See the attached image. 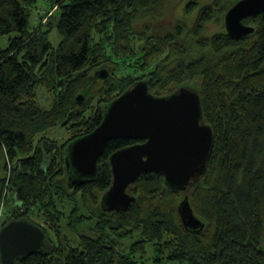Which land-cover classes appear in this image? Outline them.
<instances>
[{"label":"trees","instance_id":"16d2710c","mask_svg":"<svg viewBox=\"0 0 264 264\" xmlns=\"http://www.w3.org/2000/svg\"><path fill=\"white\" fill-rule=\"evenodd\" d=\"M158 1L51 0L55 13L44 25L34 10L46 0H0V38L8 37L0 47V199L8 206L1 228L24 220L45 236L43 249L17 264H143L148 246L155 264H264V12L243 20L254 28L246 37L204 38L205 24L240 1L215 0L197 9L191 29L179 22L159 34ZM140 81L157 97L196 92L213 150L187 192L145 174L128 188V211L105 212L109 157L134 142H108L95 179L73 187L66 147ZM39 91L53 96L50 108L38 103ZM59 126L73 135L61 145L47 137ZM186 195L201 230L182 226Z\"/></svg>","mask_w":264,"mask_h":264},{"label":"water","instance_id":"95a60500","mask_svg":"<svg viewBox=\"0 0 264 264\" xmlns=\"http://www.w3.org/2000/svg\"><path fill=\"white\" fill-rule=\"evenodd\" d=\"M264 12V0H240L224 16L226 34L233 39L246 37L254 28L243 20ZM102 71L98 78L105 79ZM202 108L196 92L182 87L168 96L157 97L145 81L107 105L101 123L89 134L66 147L65 167L69 187L95 179L97 163L108 142L142 141L109 157L111 186L101 197L105 212H126L135 202L128 193L140 176L158 174L168 189L187 192L192 181L207 168L214 146L212 128L202 122ZM182 226L201 230L202 221L194 214L188 196L178 205ZM43 231L24 220L10 221L0 229V264H17L39 253L44 246Z\"/></svg>","mask_w":264,"mask_h":264},{"label":"rangeland","instance_id":"374dc122","mask_svg":"<svg viewBox=\"0 0 264 264\" xmlns=\"http://www.w3.org/2000/svg\"><path fill=\"white\" fill-rule=\"evenodd\" d=\"M192 1H196V6L194 7V4H192ZM215 0H159L158 1V24H154L152 28V32L155 33H163L164 31L168 30L169 28H172L176 25V23L182 22L185 24L186 28L191 29L192 26L195 23L198 10L199 8L209 6L211 5ZM194 3V2H193ZM50 4H52L51 0H46L45 5H40L37 9L34 10L35 18L34 21L36 23L37 20H40L39 22L48 23L50 21L49 17L50 14L55 13V8L50 10ZM198 6V7H197ZM225 7H229V4L226 3ZM46 9V12L44 9ZM33 12V11H32ZM42 16V17H41ZM218 16H220L218 18ZM40 17V19L38 18ZM143 23L138 26L139 30H142ZM225 31L224 28V17L222 15H217L216 19L209 21L205 24V30H204V38H210L215 34L222 33ZM50 42L53 46H56L61 41L59 35L54 30L49 35ZM8 37L4 36L0 38V47L4 48L7 45ZM136 45L139 43L138 38L135 40ZM143 44V42H141ZM134 74V71H133ZM137 73H135L136 75ZM137 80L139 79V76H135ZM38 103L44 107V108H50L51 104L53 103V96L48 94L47 92H38ZM73 135L69 130H67V127L65 126H59L53 128L49 133L48 136L51 140H56L58 145H61L63 143H66ZM0 161V178L4 175L3 167L1 166ZM2 167V168H1ZM7 208L5 203H3L2 199H0V228L7 217ZM33 221L39 223L40 225H44L43 220L41 218H34ZM46 227V225H45ZM129 242V241H127ZM154 253L151 250V247L148 246L146 249V255L144 259L141 261L143 264H155L153 262ZM163 264H171V263H163Z\"/></svg>","mask_w":264,"mask_h":264},{"label":"flooded vegetation","instance_id":"af4514ba","mask_svg":"<svg viewBox=\"0 0 264 264\" xmlns=\"http://www.w3.org/2000/svg\"><path fill=\"white\" fill-rule=\"evenodd\" d=\"M129 141H133V142H134V143L131 144L130 146H133V145L141 144V143H142V141H134V140H129Z\"/></svg>","mask_w":264,"mask_h":264}]
</instances>
